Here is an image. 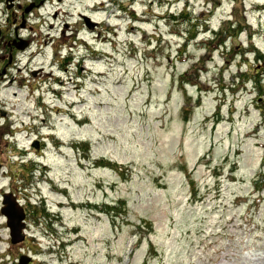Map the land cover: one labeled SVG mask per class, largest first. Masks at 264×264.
Returning a JSON list of instances; mask_svg holds the SVG:
<instances>
[{"label": "rangeland", "instance_id": "rangeland-1", "mask_svg": "<svg viewBox=\"0 0 264 264\" xmlns=\"http://www.w3.org/2000/svg\"><path fill=\"white\" fill-rule=\"evenodd\" d=\"M41 1L0 0V264H264V0Z\"/></svg>", "mask_w": 264, "mask_h": 264}, {"label": "water", "instance_id": "water-1", "mask_svg": "<svg viewBox=\"0 0 264 264\" xmlns=\"http://www.w3.org/2000/svg\"><path fill=\"white\" fill-rule=\"evenodd\" d=\"M3 201L2 214L7 219V226L10 230L11 242L13 245L25 240L23 229L25 227L26 214L22 205L17 202L14 196L5 195ZM32 259L24 256L20 259L19 264H30Z\"/></svg>", "mask_w": 264, "mask_h": 264}, {"label": "flooded vegetation", "instance_id": "flooded-vegetation-1", "mask_svg": "<svg viewBox=\"0 0 264 264\" xmlns=\"http://www.w3.org/2000/svg\"><path fill=\"white\" fill-rule=\"evenodd\" d=\"M58 1H62V0H58ZM46 2H51V0H42L41 2H40V4L41 5H45V3ZM52 2H53V0H52ZM44 7V6H43ZM57 16V15H56ZM81 16H83V15H81ZM10 44L11 43H8L7 42V45H6V48L4 49V53H5V55H4V57H3V59H4V61H5V66H4V69H11L12 67H13V65L16 63V61H14L13 59V57L15 56V52L12 50V48L10 47ZM22 52H25V50H21ZM21 51H19V53H17L16 55H18V54H21L22 52ZM8 54V57L10 58V60L12 59V61L10 62V63H7L6 62V60H7V58H6V55ZM32 57H34V56H32ZM54 62V61H53ZM18 63V62H17ZM16 63V64H17ZM65 70V69H64ZM32 72V71H31ZM8 73H6V75H7ZM33 75H36V72L34 73L33 72ZM56 91H48V93H50V94H54ZM55 95H57V94H55ZM42 99H44L43 97H41ZM30 129V127L27 129V130H29ZM26 130V131H27ZM62 146V145H61ZM58 148H60V147H58ZM60 150V149H59ZM38 157V156H37ZM43 166V165H42ZM42 166H41V168H42ZM46 166H45V172H44V174H45V176L48 174V172H47V170H46ZM46 182L47 183H49L50 184V182H49V180H46ZM53 191H57V189L54 187V186H52V188H51ZM5 194H7V193H4L3 195H5ZM24 203H23V208H24V211H25V214H26V219H25V227H24V233L26 234V237H28L27 236V232L32 228V223H31V221H36V220H33V218H31L30 219V217H31V215H29L28 214V212H27V209L28 208H30V206H31V203L29 202V200H28V198H27V200H22ZM32 207V206H31ZM56 207L57 208H59L57 205H56ZM48 214V213H47ZM46 214V215H47ZM51 223V222H50ZM49 223V224H50ZM49 227V226H48ZM51 228H52V223H51ZM52 230V229H51ZM27 239V238H26ZM31 264H33V263H31Z\"/></svg>", "mask_w": 264, "mask_h": 264}, {"label": "trees", "instance_id": "trees-1", "mask_svg": "<svg viewBox=\"0 0 264 264\" xmlns=\"http://www.w3.org/2000/svg\"><path fill=\"white\" fill-rule=\"evenodd\" d=\"M121 203H122V201H121Z\"/></svg>", "mask_w": 264, "mask_h": 264}]
</instances>
